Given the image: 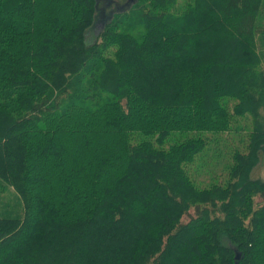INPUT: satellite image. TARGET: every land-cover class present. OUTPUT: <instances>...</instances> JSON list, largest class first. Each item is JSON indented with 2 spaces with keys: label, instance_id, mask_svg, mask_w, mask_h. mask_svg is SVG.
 <instances>
[{
  "label": "trees",
  "instance_id": "trees-1",
  "mask_svg": "<svg viewBox=\"0 0 264 264\" xmlns=\"http://www.w3.org/2000/svg\"><path fill=\"white\" fill-rule=\"evenodd\" d=\"M262 112L264 0H0V264H264Z\"/></svg>",
  "mask_w": 264,
  "mask_h": 264
},
{
  "label": "rangeland",
  "instance_id": "rangeland-1",
  "mask_svg": "<svg viewBox=\"0 0 264 264\" xmlns=\"http://www.w3.org/2000/svg\"><path fill=\"white\" fill-rule=\"evenodd\" d=\"M101 29H102V24H97L92 29V31L86 36L87 42L92 43L94 40V37L101 31ZM262 114H263V124H264V112H262ZM251 177L253 179H259L261 181H264V155L260 156L258 164L252 170ZM11 193H12V191H10V193L7 195L0 196V204L8 203V201L10 200V196L12 197ZM0 210H1V208H0ZM186 220L187 219H184V221H186Z\"/></svg>",
  "mask_w": 264,
  "mask_h": 264
}]
</instances>
